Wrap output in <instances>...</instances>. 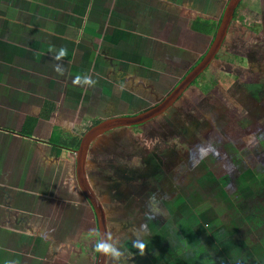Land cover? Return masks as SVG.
Here are the masks:
<instances>
[{
	"label": "rangeland",
	"instance_id": "374dc122",
	"mask_svg": "<svg viewBox=\"0 0 264 264\" xmlns=\"http://www.w3.org/2000/svg\"><path fill=\"white\" fill-rule=\"evenodd\" d=\"M135 2L154 11L150 24L143 16L140 24L131 18L99 46L79 45L78 74L64 89L68 107L62 103L56 110L57 102L33 133L39 127L47 139L51 133L80 138L96 121L152 106L209 48L211 36L189 29L188 20L217 21L228 0ZM135 2H121L130 17ZM200 74L198 88L206 89H187L188 103L175 100L143 124L112 128L91 143L85 176L110 231L106 264H264V231L253 234L246 220L251 205L256 213L264 208V0L239 2L221 46ZM20 114L13 111L9 120L17 123ZM8 127L14 135L20 128ZM256 142L262 150L255 153L247 147ZM209 146L212 151L201 158L199 148ZM56 158L22 181L15 169L9 172L14 183L35 187L11 192L27 202L21 216L31 217L6 229L15 244L6 247L12 252L0 256V264H95L89 253H95L98 228L75 181V157L62 150ZM31 160V168L40 167L37 152ZM161 168L168 170L163 180L147 179ZM226 185L236 189L231 199ZM142 186L143 205L150 208L157 198L159 213L132 198ZM139 214L145 234L137 230Z\"/></svg>",
	"mask_w": 264,
	"mask_h": 264
},
{
	"label": "crops",
	"instance_id": "0c3cea01",
	"mask_svg": "<svg viewBox=\"0 0 264 264\" xmlns=\"http://www.w3.org/2000/svg\"><path fill=\"white\" fill-rule=\"evenodd\" d=\"M116 1L2 0L0 3V120H4L0 123V174L4 183H0V229L3 232L0 235L1 257L12 252L6 249L8 245H12L10 243L15 244V238L12 240L11 235L6 238V229L19 219L31 217L21 216L27 202L17 199L11 192L17 186L19 190L35 187L34 183L32 186L29 183H14V177L9 172L11 174L17 171L22 181L27 176L26 173L37 174L46 168L48 158L57 159L50 152V144L45 136L47 132L39 134L38 127L31 137L18 131L14 135L7 132L8 126L21 127L25 117L29 115L37 118L36 125L39 121L41 124L42 120H49V117L42 116H47L48 101L54 106L58 102L56 110H61L64 105L68 107L64 100L68 91L64 89L68 88L67 81L78 74L76 66L79 64V45L90 46L96 43L99 46L113 34V29L120 30L122 23L129 22L131 18L137 20L138 17L136 23L140 24V17L143 16L150 24L155 15L150 6L138 5L136 0H132L135 4L129 8L133 14L130 17L127 15V7L121 5L126 0H119L120 6ZM253 24L252 28L258 30V21ZM13 99L17 102L12 105L10 102ZM54 106L52 107L55 108ZM13 111H21L18 124L13 119L9 120ZM36 152V163L40 167L31 168V158L35 159ZM73 154L70 153L74 158ZM33 170L38 171L35 173ZM5 174L8 175L7 181L3 180ZM6 186L13 187L12 191L7 192L9 188L4 189ZM17 244L19 245L18 241ZM91 252L89 254L93 257L90 258L94 263L96 256Z\"/></svg>",
	"mask_w": 264,
	"mask_h": 264
},
{
	"label": "water",
	"instance_id": "95a60500",
	"mask_svg": "<svg viewBox=\"0 0 264 264\" xmlns=\"http://www.w3.org/2000/svg\"><path fill=\"white\" fill-rule=\"evenodd\" d=\"M240 1L241 0H228L221 14L220 21L214 34V38L211 41L207 52L191 68V70L185 75V77L174 87L171 93H169L164 99H162V101L139 113L117 115L100 120L99 122L95 123V125L89 127L80 137L78 147L73 150V153L75 155V177L80 190L88 199L98 222V248L95 264H105L106 254L108 250V234L105 227L106 225L103 208L100 205L98 199L92 193V190L90 189L85 176L86 156L90 143L97 136L105 133L112 128L120 126H132L139 123L141 124L160 114L161 112L166 110V108L171 106L178 95H180L181 92L186 88V86L190 84V82L194 80L215 57L216 52L223 42L229 24L232 20L234 11Z\"/></svg>",
	"mask_w": 264,
	"mask_h": 264
},
{
	"label": "flooded vegetation",
	"instance_id": "af4514ba",
	"mask_svg": "<svg viewBox=\"0 0 264 264\" xmlns=\"http://www.w3.org/2000/svg\"><path fill=\"white\" fill-rule=\"evenodd\" d=\"M213 38H214V35H212L211 36V41L213 40ZM210 44H211V42H210ZM207 51V50H206ZM205 54V53H204ZM204 54H201L197 59H199L200 57H202ZM197 59L193 62V64H191L190 66H189V68L185 71V73L183 74V75H181V77L174 83V85L172 86V88L167 92V94L165 95V96H163V97H160V98H158L157 100H156V102H154V104L152 105V106H154V105H156L157 103H159L160 101H162V99H164L169 93H171V91L174 89V87L185 77V75L191 70V68L195 65V63H197L198 61H197ZM201 74H199L187 87H186V89L182 92V94H180V95H178V97L176 98L177 99V101L179 100V98H180V96H182L183 94H184V92L187 90V89H189V88H195V87H198V83H199V79H200V76ZM151 107V106H150ZM147 108H149V107H147ZM147 108H144V109H142V110H140V111H138V112H136V113H139V112H141V111H143V110H145V109H147ZM170 108V106L168 107V108H166V109H169ZM132 114H135V113H132ZM190 120V118H188L187 120H183L184 122H188ZM141 124H143V123H141ZM140 123L139 124H136V125H132V126H138V125H141ZM179 127H182L181 125H179ZM184 127V129L187 127V126H183ZM93 142V141H92ZM91 142V143H92ZM90 143V144H91ZM259 143V142H258ZM258 143L256 142L255 144H254V146H252L251 148L248 146L247 148L250 150V151H252V152H257V151H261L262 149L261 148H259L258 147ZM93 144V143H92ZM89 145V148H88V151H87V154L89 153V152H92V150H93V145ZM259 149H257V148ZM227 150H222V152L226 155V154H228V152H226ZM154 155H152V157H153ZM86 159H87V156H86ZM256 159L259 161V159H258V157H256ZM148 160V159H147ZM146 160V161H147ZM141 162H143V156H142V160H141ZM74 164H75V162H74ZM85 168H86V164H85ZM156 168H160L159 166H157ZM167 168H161V170L160 169H157V171L155 170V172H152V174L150 173L149 174V176H148V178L147 179H149V180H152L153 179V181L154 182H156L157 180H159L160 179V181H161V179L163 180L164 179V176L166 175V173H167ZM154 176H156V178H158V179H154ZM146 180V179H145ZM75 181H76V178H75ZM213 181H214V179H213ZM76 184H77V181H76ZM159 184V186H160V184L161 183H158ZM158 184H157V186H158ZM231 184V183H230ZM77 186H78V184H77ZM143 187V186H142ZM78 188H79V186H78ZM224 188L228 191V192H230L229 193V198L231 199L232 197H234V195H235V190L236 189H232L231 187L229 188V186L228 185H226V186H224ZM79 190H80V188H79ZM156 190V189H155ZM81 191V190H80ZM82 192V191H81ZM156 192V191H155ZM144 187L143 188H139V195L137 196V197H133L135 200H137V202L141 205V206H145L147 209H149L150 211H156L157 213H159L160 212V204H162L157 198H153V202L150 204V208L148 207V206H146V205H143V200H142V198H143V196H144ZM83 194V193H82ZM263 194V193H262ZM152 195H154V193H152ZM140 198V199H139ZM87 201V200H86ZM234 202L235 203H238L237 201H235L234 200ZM89 204V203H88ZM89 206H90V204H89ZM101 206H102V203H101ZM91 207V206H90ZM103 208V207H102ZM261 208L263 209V212H259V213H256L255 212V205H251V211H248V215L246 216V220H247V223L248 222H250V226L249 227H252V230L251 231H253V234H255V231L256 232H259L260 230H262V231H264V208L261 206ZM146 209V210H147ZM92 211H93V209H92ZM142 212V211H141ZM93 215H94V218H93V220H94V222L96 223V225H97V218L95 217V213H94V211H93ZM142 214H139V220H140V222H139V224L137 225V230H139V231H142L144 234L145 233H147L148 232V230H147V226H146V223H144L143 221L145 220V217L143 218V221H142ZM253 219H255V221L258 223L257 225H256V223L254 222V220ZM106 225V224H105ZM251 229V228H250ZM106 230H107V227H106ZM259 230V231H258ZM179 232H181V231H179ZM107 233H109L110 234V231H108L107 230ZM187 233H189V232H187ZM97 235H96V237H97V239H98V230H97V233H96ZM108 238H110V236H108ZM182 241H183V239H182ZM178 242H181V239H179V241ZM95 245H98V240H97V244H95ZM97 248H98V246H97ZM109 250V249H108ZM108 250H107V254H106V259H105V264L109 261H106L107 260V258H108Z\"/></svg>",
	"mask_w": 264,
	"mask_h": 264
},
{
	"label": "trees",
	"instance_id": "16d2710c",
	"mask_svg": "<svg viewBox=\"0 0 264 264\" xmlns=\"http://www.w3.org/2000/svg\"><path fill=\"white\" fill-rule=\"evenodd\" d=\"M234 13H235V11H234ZM219 21H220V18L217 21H213L210 19H205V18H202L200 16H197L193 19H189L187 22V26L189 27V29H192V31L202 33V34L207 35V36H212L215 34V31H216V28L218 26ZM202 57L197 59V61H199ZM198 89L203 90L206 88H205L204 84H201V85H199ZM182 92H181V94H182ZM184 95L185 94L180 96L179 100L183 101L184 103H188V100L185 99ZM48 102H50V103H48ZM48 102H47L48 107L51 106V108H48V107L46 108L47 116L42 114V116H44L46 118H48V113L52 111V109H53L52 106H54V104L51 101H48ZM175 102H177V99ZM97 122H99V121H96L95 123H97ZM36 123H37V118L35 116H31V115L26 116L24 119V122H23L22 126L20 127V129L18 130V132L24 136H30L31 137L33 130L36 126ZM55 127L58 128L57 125H55ZM55 136H56V133H54V134L51 133L49 138H48V142L50 144V150H51L50 152H51L52 156H54V157H59V155H61L62 150L66 151L70 155V153H72L73 150L78 147V144L80 141L79 137L70 136V137H66V138H64V137L60 138L58 135L56 137ZM84 198L89 203L88 199L85 196H84ZM113 200H114V198H113ZM125 201H127V200H125ZM136 242H137V240H136ZM96 244H97V241H96ZM96 253H97V245H95V256H96Z\"/></svg>",
	"mask_w": 264,
	"mask_h": 264
},
{
	"label": "clouds",
	"instance_id": "9594fccd",
	"mask_svg": "<svg viewBox=\"0 0 264 264\" xmlns=\"http://www.w3.org/2000/svg\"><path fill=\"white\" fill-rule=\"evenodd\" d=\"M209 151H212L211 146H209L208 148H199L201 158L207 155Z\"/></svg>",
	"mask_w": 264,
	"mask_h": 264
},
{
	"label": "built area",
	"instance_id": "2783aa9c",
	"mask_svg": "<svg viewBox=\"0 0 264 264\" xmlns=\"http://www.w3.org/2000/svg\"><path fill=\"white\" fill-rule=\"evenodd\" d=\"M2 2V0H0V3Z\"/></svg>",
	"mask_w": 264,
	"mask_h": 264
},
{
	"label": "bare ground",
	"instance_id": "6f19581e",
	"mask_svg": "<svg viewBox=\"0 0 264 264\" xmlns=\"http://www.w3.org/2000/svg\"><path fill=\"white\" fill-rule=\"evenodd\" d=\"M208 50V49H207ZM207 52V51H206Z\"/></svg>",
	"mask_w": 264,
	"mask_h": 264
}]
</instances>
